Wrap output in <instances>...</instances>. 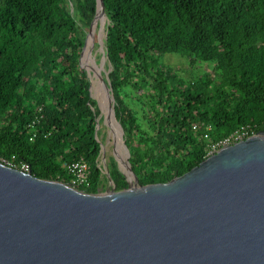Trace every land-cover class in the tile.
I'll list each match as a JSON object with an SVG mask.
<instances>
[{
    "label": "trees",
    "instance_id": "obj_1",
    "mask_svg": "<svg viewBox=\"0 0 264 264\" xmlns=\"http://www.w3.org/2000/svg\"><path fill=\"white\" fill-rule=\"evenodd\" d=\"M68 1L0 0V161L72 185L66 166L82 159L89 183L76 188L121 190L129 182L114 158L108 174L100 165V109L79 63L96 0ZM103 3L114 113L138 184L182 175L241 125L264 130V0ZM166 53L210 63L211 74L172 73ZM130 90L141 91L140 114L124 99Z\"/></svg>",
    "mask_w": 264,
    "mask_h": 264
},
{
    "label": "water",
    "instance_id": "obj_2",
    "mask_svg": "<svg viewBox=\"0 0 264 264\" xmlns=\"http://www.w3.org/2000/svg\"><path fill=\"white\" fill-rule=\"evenodd\" d=\"M97 19L103 0L90 32ZM126 162V188L87 193L0 161V264H264V130L167 182L140 185Z\"/></svg>",
    "mask_w": 264,
    "mask_h": 264
},
{
    "label": "rangeland",
    "instance_id": "obj_3",
    "mask_svg": "<svg viewBox=\"0 0 264 264\" xmlns=\"http://www.w3.org/2000/svg\"><path fill=\"white\" fill-rule=\"evenodd\" d=\"M73 2L74 0L68 1L71 9H73ZM105 23L106 19H104L103 23L101 22V19H97L95 25L92 28V32H90V26L84 29L85 49L83 51V55L84 53H86V55L85 59L82 60V65L87 70L91 78V96L95 98L96 101H99V97L101 95L107 100L110 97V95H107L106 90L102 84H100L99 79L92 71V68L99 70L102 73V76L105 78L106 73L110 70V66L106 60L104 46ZM160 63L167 65L172 73H177L179 76L185 79H190L203 73L211 74L212 69V65L206 62H201L195 67L190 66L187 63L186 57L181 53H166L160 57ZM124 99L127 101V103L137 108L139 114L141 113V107L144 106L145 103L142 100L140 90H130L129 94L125 96ZM111 103H114V100H112ZM107 115L108 113L106 109L104 111L100 109V113L98 115L99 123L97 128V139L101 144V154L99 157L100 165L103 171L107 172L109 158L112 157L116 161L117 167L121 171L126 172L127 169L124 167L123 163H127V153L120 141V132H112L110 127V118L109 115ZM128 177L130 181L133 180L132 175H129ZM110 183L111 181H109L108 185H105L106 189L110 188Z\"/></svg>",
    "mask_w": 264,
    "mask_h": 264
},
{
    "label": "built area",
    "instance_id": "obj_4",
    "mask_svg": "<svg viewBox=\"0 0 264 264\" xmlns=\"http://www.w3.org/2000/svg\"><path fill=\"white\" fill-rule=\"evenodd\" d=\"M197 124H193L192 128L195 129ZM210 129V125H205L203 136L208 137V130ZM257 132L253 131V128L249 125H241L236 128L232 132H230L227 136L219 138L216 141H213L208 146V151L206 156L212 154L213 152L220 149L222 146H226L232 144L236 141H240L250 135H254ZM7 165L14 167V164L11 162H6ZM67 171L72 176L71 186L76 187L80 185H88V173L89 167L87 163L82 159H77L69 162L67 164ZM19 169L23 171H29V165L27 163H20Z\"/></svg>",
    "mask_w": 264,
    "mask_h": 264
},
{
    "label": "bare ground",
    "instance_id": "obj_5",
    "mask_svg": "<svg viewBox=\"0 0 264 264\" xmlns=\"http://www.w3.org/2000/svg\"><path fill=\"white\" fill-rule=\"evenodd\" d=\"M85 55L86 53H84V59H85ZM106 96V95H105ZM107 97V96H106ZM99 101H100V104H101V107H102V110L104 111L106 109L108 115H109V118H110V127L112 129V132L116 133L118 131L117 129V123L116 121L112 118V116L109 114V108H108V100L105 99L102 95L99 97ZM106 113V112H105ZM107 115V116H108Z\"/></svg>",
    "mask_w": 264,
    "mask_h": 264
}]
</instances>
